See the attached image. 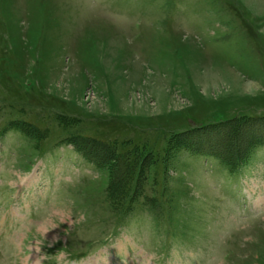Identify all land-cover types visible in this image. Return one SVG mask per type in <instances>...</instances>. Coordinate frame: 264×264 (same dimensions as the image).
<instances>
[{
  "label": "rangeland",
  "instance_id": "374dc122",
  "mask_svg": "<svg viewBox=\"0 0 264 264\" xmlns=\"http://www.w3.org/2000/svg\"><path fill=\"white\" fill-rule=\"evenodd\" d=\"M0 264H264V0H0Z\"/></svg>",
  "mask_w": 264,
  "mask_h": 264
}]
</instances>
